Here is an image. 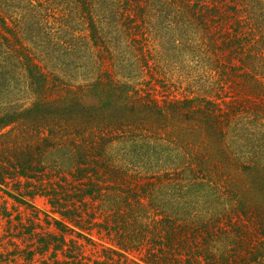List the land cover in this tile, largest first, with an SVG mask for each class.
Listing matches in <instances>:
<instances>
[{"label": "trees", "instance_id": "obj_1", "mask_svg": "<svg viewBox=\"0 0 264 264\" xmlns=\"http://www.w3.org/2000/svg\"><path fill=\"white\" fill-rule=\"evenodd\" d=\"M1 187L0 264H264V0H0Z\"/></svg>", "mask_w": 264, "mask_h": 264}, {"label": "rangeland", "instance_id": "obj_2", "mask_svg": "<svg viewBox=\"0 0 264 264\" xmlns=\"http://www.w3.org/2000/svg\"><path fill=\"white\" fill-rule=\"evenodd\" d=\"M169 42V38L168 35H163L159 40H156L153 43H159L160 45L164 46L166 45V43ZM168 50L166 51L168 54V64L166 66H169V68H166V76H173V77H181V71H179V65L180 63H182V61L178 60L177 61V56H176V52L175 49L172 50L170 48V45L167 44ZM190 60V59H189ZM197 63V57H192V61H191V67L193 68L194 66H196ZM198 71L196 72H192V78H196L198 75ZM165 77V76H164ZM145 79H148V77H145ZM175 78H173L174 80ZM157 89L159 91L162 90V88H160V86H156ZM163 93L160 92V94ZM184 91L182 89H178V90H173V92L171 93V95H177V96H181L183 95ZM159 95V94H158ZM163 95V94H162ZM5 186V191L9 190L12 193H14L15 190V186H14V182L13 180L9 181ZM24 198L26 199V196H24ZM32 202V207H27L25 205V203H20L17 200H15L12 196L7 195L4 191L3 188H0V203H3L6 207L9 208V210L11 211V213L13 215L15 214H19L20 217L25 218V217H30V219L32 218V215H35V217H37V221L41 224L44 225L43 223V219L45 218V216L48 217H55V215L53 213H51L49 206L46 204L45 200L41 197H35L31 200ZM3 222H4V218L1 217L0 219V233L2 232V228H3ZM20 229L22 230V228L20 227ZM4 233V232H2ZM23 238H26V236L20 234L19 238H15L13 241V243H15V245H18L20 250V255L18 257V262H21L23 257L26 255V251L31 247L32 243V239H28V240H23ZM8 239L5 238V236L0 237V249L1 251H8L10 249H12L13 244H8ZM18 256V255H17ZM46 257V256H45ZM45 257H43L42 259H44ZM39 256H34V259L32 258V262H36V263H40V261H38Z\"/></svg>", "mask_w": 264, "mask_h": 264}]
</instances>
